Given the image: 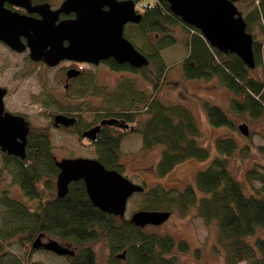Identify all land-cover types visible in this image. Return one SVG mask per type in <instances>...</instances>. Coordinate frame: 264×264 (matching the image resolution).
<instances>
[{
    "label": "trees",
    "instance_id": "trees-1",
    "mask_svg": "<svg viewBox=\"0 0 264 264\" xmlns=\"http://www.w3.org/2000/svg\"><path fill=\"white\" fill-rule=\"evenodd\" d=\"M146 1L144 7L137 9L140 21L127 23L123 34L147 57L148 64L135 68L112 59L108 63L112 68L140 73L154 93L147 94L138 89L132 79H123L107 95L106 103L96 109L92 119L86 121L77 111V120L70 130L80 142L81 133L101 119L115 118L132 124L130 132L139 135L141 149L161 145L155 171L162 177L189 158L206 160L210 156L209 150L198 143L201 129L190 108L179 102H165L155 94L166 71L172 67L160 53L164 46L175 42L169 32L179 24L185 31V55L178 61L185 79L216 77L232 94L229 108L233 112L261 117L264 114V0H250L246 11L238 8L245 20V29L252 36L253 68L247 67L234 53H223L210 46L199 30L183 23L170 11L166 0ZM152 38H157L156 42L151 41ZM258 67L262 73L255 75ZM84 76L91 79L93 74L86 69ZM86 88L83 86L78 92L83 94ZM92 92L100 94L103 89L95 86ZM42 94L33 100L48 105ZM56 106L67 109L60 103ZM204 107L212 126L231 125L230 116L221 107L209 101L204 102ZM50 125V122L30 125L23 159L1 153L0 173L9 175V187L20 189L32 200L33 209L12 196L9 187L0 192V258L4 257L0 264H39L31 259L34 251L31 242L38 234L50 236L73 249V255L62 256L68 264H98L96 250L92 247L97 242L109 250L105 264H177L171 253L176 248H188L184 239L158 233L148 228L151 225L136 226L125 216L102 212L89 200L82 180L71 182L65 195H56L58 168ZM123 136V132L106 124L100 126L93 141L86 139L85 145L92 147L94 158L104 167L121 173L124 169L120 149ZM215 147L217 154L196 172L194 186L190 183L180 188L159 184L150 188L143 186L141 192L134 193L141 196L136 210H164L169 216L175 209L182 216L193 212L206 227H216L217 243L225 249L227 264L244 260L247 264H264V238L256 237L254 244L247 240L257 229H264V173L256 168L246 171L248 180L261 183L253 193H246L243 183L228 167V158L236 148L235 141L219 137ZM12 244L20 246L19 254L11 252ZM123 251L124 258H116V253Z\"/></svg>",
    "mask_w": 264,
    "mask_h": 264
},
{
    "label": "rangeland",
    "instance_id": "rangeland-1",
    "mask_svg": "<svg viewBox=\"0 0 264 264\" xmlns=\"http://www.w3.org/2000/svg\"><path fill=\"white\" fill-rule=\"evenodd\" d=\"M59 2L60 0H51L54 7ZM249 2L250 0H239L236 5L246 11ZM169 33L175 42L164 46L160 53L166 63L172 67L166 71L163 80L160 81V88L155 94L165 102H179L190 108L201 129L198 143L209 150L210 156L206 160L189 158L176 164L171 171L160 177L156 174L155 164L159 158L161 145L148 150L141 149L139 135L126 132L120 143L121 161L124 164L121 174L145 188L157 184L166 188L175 186L180 188L187 183L194 186L196 172L206 167L211 158L217 154L215 140L219 137H227L232 138L236 143L233 154L228 158V167L234 176L243 183L245 192L253 193V189L260 187L261 183L254 179L248 180L246 171L256 168L264 173V114L261 117L252 118L247 113L233 112L229 108L232 94L220 84L216 77L185 79L178 65V61L185 55L183 44L185 31L179 24L174 26ZM156 39L152 38L151 41L156 42ZM26 54L27 51L15 53L0 43V85L7 88V94L3 99L5 108L8 111L24 115L33 125L49 124L51 113L61 109L56 106L59 103L61 106L70 107L72 112H81L82 117L89 121L96 109L106 103L107 95L115 90L117 84L123 79H132L136 87L143 89L147 94L154 93L152 86L140 73L127 69L112 70L103 63L89 66V70L93 74L91 79L77 81L68 89L63 90V87L57 83L62 76V72L57 66L46 68L40 64H32L25 58ZM260 70H262L261 67L254 70L255 75L259 74ZM80 84L82 87L87 86L83 94L78 92L80 89L77 90ZM95 86L102 88L103 93L93 94L92 89ZM37 94H42L48 101V105L43 106L41 102H35L33 97H36ZM50 99L56 103L53 104ZM205 101L218 105L226 111L231 118V125L212 126L205 111ZM140 117L143 118L144 115L141 114ZM240 123L247 125L248 135L240 132L238 129ZM50 126L53 154L56 159L62 157L94 158L92 147L85 145L84 138L78 142L77 135L73 131L55 128L52 124ZM8 185H10L9 175L1 172L0 192L9 187ZM9 188L12 196L20 198L26 206L33 209L32 200L22 194L20 189L14 186ZM140 200L139 194H133L128 199L125 217H129L131 212L137 209ZM148 228L185 240L188 244L187 249L176 248L171 253L177 264H227L225 249L217 243L216 227L214 225L206 227L202 219L194 216L193 212L182 216L180 211L175 209L171 211V215L164 223L148 226ZM256 237L264 238V229H257L254 234L247 236V240L254 244ZM92 247L96 250L98 264H105L109 254L108 248L99 242L92 244ZM10 250L15 254L21 252L20 246L17 244H12ZM3 259L4 257H1L0 261ZM31 259L39 264H68L66 258L42 250L34 252ZM237 264H247V262L244 260Z\"/></svg>",
    "mask_w": 264,
    "mask_h": 264
},
{
    "label": "water",
    "instance_id": "water-1",
    "mask_svg": "<svg viewBox=\"0 0 264 264\" xmlns=\"http://www.w3.org/2000/svg\"><path fill=\"white\" fill-rule=\"evenodd\" d=\"M170 11L187 25L200 31L210 44L223 53H234L249 68L254 67L252 36L245 29L246 23L235 2L239 0H166ZM15 5L39 17L21 14L6 7ZM74 13L72 19H58L60 13ZM141 14L134 2L127 0H63L57 9L48 2L35 6L31 0H0V41L17 52L28 51L33 61H43L54 66L63 59L98 64L112 59L118 64L141 67L148 64L147 57L124 36L127 23H137ZM75 75L68 70L67 76ZM5 88L0 87V151L20 159L25 157L29 122L23 116L4 110ZM56 125L70 126L75 117L55 114ZM118 120L104 118L81 133L91 141L100 126L113 125ZM244 135L249 131L245 123L238 124ZM58 168L56 195L66 194L71 182L82 180L86 194L102 212L124 217L128 199L143 190L115 169H109L96 158L62 157L56 159ZM168 211L135 210L129 221L136 226H157L169 217ZM42 247L57 255H73L74 250L57 240L41 241L38 234L31 243L32 249ZM123 259L125 252L116 253Z\"/></svg>",
    "mask_w": 264,
    "mask_h": 264
},
{
    "label": "flooded vegetation",
    "instance_id": "flooded-vegetation-1",
    "mask_svg": "<svg viewBox=\"0 0 264 264\" xmlns=\"http://www.w3.org/2000/svg\"><path fill=\"white\" fill-rule=\"evenodd\" d=\"M63 0H60L59 4L57 6H53L52 3H51V0L47 1L51 8L52 9H57L59 7V5L61 4ZM31 3L33 6L37 5V4H40V3H43V2H34L33 0H31ZM6 7L10 8L11 10H14V11H17L21 14H27V15H31V16H34V17H39V15L35 12H27L25 9L21 8V7H18V6H15V5H10V4H6L5 5ZM74 17V13H68V14H64V13H60L58 15V19L61 20V19H72ZM1 44H3L4 46H6L7 48H9L6 44H4L3 42L0 41ZM11 51H14L12 50L11 48H9ZM27 51V50H25ZM15 53H22V52H17V51H14ZM24 52V51H23ZM25 58L27 59L28 62L32 63V64H40L42 66H46V68H52V67H55L57 66L60 71L62 72V76L61 78L59 79V81L57 82L58 85H60L61 87H63V90H66L68 89L70 86H72L75 82L77 81H81V80H87L88 78L84 76V72L86 71V69H89V66L90 65H94V64H90V63H85V62H77V61H72V60H67V59H63L61 61H59L56 65L54 66H48L47 64H45L43 61H33L29 58V55H28V51H27V54L25 55ZM111 59H107V60H103V61H100L99 63H103L107 68H111L112 70H117L116 68H112L110 65H109V61ZM98 63V64H99ZM96 64V65H98ZM119 69H122V68H119ZM68 70H73L75 71V75L74 76H71V77H68L67 76V71ZM81 83V82H80ZM85 85V84H84ZM0 87L2 88H5L6 92H5V95L7 94V88L0 85ZM82 88V85L80 84L79 87H77V90L81 89ZM5 95L3 96V99L5 97ZM40 94H37L36 96H39ZM35 102H39V101H36ZM3 104H4V101H3ZM64 107V106H63ZM64 108H67V109H59L57 112L55 113H51V119L49 120L50 123L52 124V126H54L55 128H62V129H65V130H70L72 128V126L75 124V122L70 125V126H63L61 124H58L56 125L53 121V116L55 114H64L66 116H70V117H75V121L77 120V116H76V113L77 112H72L70 111V107L66 106ZM4 110L5 111H8L6 108H5V104H4ZM11 112V111H9ZM11 113H15V112H11ZM15 114H19V113H15ZM21 116L24 117L25 120H27L29 122V127L30 125L32 124L29 119H27L24 115L22 114H19ZM98 124V123H97ZM115 130L118 129L120 130L119 132H123V133H126V132H130L132 130V124H129L127 122H124L123 120H118L115 124H113ZM90 128V127H89ZM88 129V128H87ZM86 130V129H85ZM117 131V130H116ZM87 139L85 137H82V139ZM0 153H4V152H1ZM51 237L50 236H47V235H43L41 234V241L42 242H46L48 240H50ZM32 243V242H31ZM33 253L36 252V251H44V252H47V253H53L52 251H49V250H46L42 247H39L38 249H33ZM32 253V254H33ZM55 254V253H53ZM57 255V254H55ZM59 256H69V255H59Z\"/></svg>",
    "mask_w": 264,
    "mask_h": 264
},
{
    "label": "built area",
    "instance_id": "built-area-1",
    "mask_svg": "<svg viewBox=\"0 0 264 264\" xmlns=\"http://www.w3.org/2000/svg\"><path fill=\"white\" fill-rule=\"evenodd\" d=\"M146 2H147L146 0H137V1H135V4L137 7L141 8V7H144L148 3V2L147 3Z\"/></svg>",
    "mask_w": 264,
    "mask_h": 264
}]
</instances>
